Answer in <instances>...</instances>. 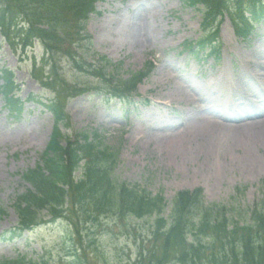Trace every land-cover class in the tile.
Here are the masks:
<instances>
[{
	"label": "rangeland",
	"instance_id": "1",
	"mask_svg": "<svg viewBox=\"0 0 264 264\" xmlns=\"http://www.w3.org/2000/svg\"><path fill=\"white\" fill-rule=\"evenodd\" d=\"M229 2L234 16L237 3ZM96 8L99 13L90 16L86 24L90 40L77 41L79 56L93 64H98V56H104L108 62L104 73L116 77L127 78L152 61L154 67L127 104L109 97L105 84L78 72L66 58L58 57V73L66 87L64 97L77 84L96 86L64 100L70 128L62 127V130L67 135L72 130L97 131L104 145L116 153L117 162L112 169L115 180L153 195L161 192L167 204L164 209L167 219L172 199L180 190L200 188L205 205L225 208L230 222L250 223L253 208L264 201V158L249 163L221 157L217 162L204 145L210 136L203 134V124L187 114L197 109L194 92L183 91L180 86L204 82L218 70L235 72L243 58H252L256 70L262 57L255 52L264 49V21L254 24L252 35L245 43L234 34L231 15H226L219 30L220 54L217 58L206 56L197 60L183 53L181 46L184 40H194L200 34L201 14L198 9L187 7L183 0H104L97 2ZM139 22L140 27L136 25ZM142 33H146V39L140 37ZM13 40L11 44L0 34V69L13 70L18 96L25 104L21 117L12 119L2 107L4 100L0 96V208L5 211L0 215V235L7 234L17 224L11 203L17 193L29 187L21 174L37 166L53 125L46 108L36 101H27L30 95H37L43 102L52 97L51 90L38 83L34 76L37 70L32 65L35 59L40 66L43 46L35 43L22 52L15 37ZM174 60L179 62L184 76L178 80L179 86L172 87L174 81L163 80L172 71ZM164 126L172 128L167 132L184 130L188 135L180 141L184 147L172 148L170 139H159L157 130ZM228 135L231 139L238 138L235 133ZM247 150L251 152L255 148L250 146ZM107 215L84 224L79 234L73 233L61 218L14 239H0V259L25 254L48 264H135L139 253L147 256L149 231L155 217ZM43 218L49 219L45 213ZM166 264L181 263L172 260Z\"/></svg>",
	"mask_w": 264,
	"mask_h": 264
},
{
	"label": "trees",
	"instance_id": "2",
	"mask_svg": "<svg viewBox=\"0 0 264 264\" xmlns=\"http://www.w3.org/2000/svg\"><path fill=\"white\" fill-rule=\"evenodd\" d=\"M96 1L0 0V33L11 44L15 37L23 48L33 45L34 41L43 44L48 56L36 76L54 93V98L45 103L36 99L51 113L53 131L37 166L21 174L30 187L14 196L11 207L18 221L0 239L16 238L25 230L61 218L73 233L79 234L84 224L94 222L100 215H128L134 219L153 215L147 256L139 253L135 264H166L172 260L181 264L188 261L192 264H264V201L253 208L250 223L240 224L228 220L225 208L205 205L203 189L180 190L172 199L167 219L164 217L167 204L161 192L153 195L115 180L112 168L117 162L116 153L104 145L97 131L73 130L67 135L61 130L60 127H68L69 118L63 108L66 88L58 73L57 56L66 57L75 69L99 77L107 83V94L114 92L119 98H131L138 82L150 73L149 68L142 69L112 82L115 76L108 77L103 72L107 63L104 57H99L98 66L78 57L74 45L76 41L90 40L85 24L95 13ZM183 1L189 7L201 9L202 14L201 34L195 40H186L183 48L196 51L197 55L217 57L219 26L224 15L230 13L229 0ZM234 1L237 14L230 15L235 34L247 41L253 23L264 20V0ZM245 1L249 2L243 5ZM0 78L5 108L10 116L19 117L23 103L13 94L16 87L12 72L3 69ZM82 88L74 86L68 93L77 94ZM4 212L0 208V215ZM42 212L50 220L46 221ZM0 264L48 262L19 254L15 258L0 259Z\"/></svg>",
	"mask_w": 264,
	"mask_h": 264
},
{
	"label": "bare ground",
	"instance_id": "3",
	"mask_svg": "<svg viewBox=\"0 0 264 264\" xmlns=\"http://www.w3.org/2000/svg\"><path fill=\"white\" fill-rule=\"evenodd\" d=\"M146 21L144 17L143 23ZM140 24L141 22L136 23L139 27ZM146 36V33L140 35L144 39ZM255 54L262 57L261 64H256V70L252 67L256 63L252 58H243L239 61L240 69L235 72L218 70L204 82H187L180 86L183 91L188 89L194 92L192 94L196 97L197 109L191 111L192 114H187L194 116L197 123L203 124V134L210 136L204 145L209 148L210 154L216 156L217 162L221 157L231 162L241 159L249 163L262 161L264 158V49L258 52L256 50ZM170 69L172 71L163 82L171 80L175 83L172 87L179 86L178 80L184 76L179 62L174 60ZM206 111L209 115H203ZM167 129L172 128L164 126L157 130L159 139H170L173 144L169 143V146L172 148L176 145L184 147L180 143L183 136H188L184 134V130L173 129L167 132ZM228 133H235L238 138L231 139ZM250 146L255 150H247Z\"/></svg>",
	"mask_w": 264,
	"mask_h": 264
}]
</instances>
